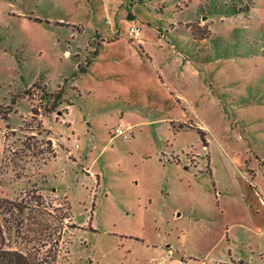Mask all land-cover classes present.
Listing matches in <instances>:
<instances>
[{"label": "rangeland", "instance_id": "obj_1", "mask_svg": "<svg viewBox=\"0 0 264 264\" xmlns=\"http://www.w3.org/2000/svg\"><path fill=\"white\" fill-rule=\"evenodd\" d=\"M1 198L36 264H264V0H0Z\"/></svg>", "mask_w": 264, "mask_h": 264}, {"label": "crops", "instance_id": "obj_2", "mask_svg": "<svg viewBox=\"0 0 264 264\" xmlns=\"http://www.w3.org/2000/svg\"><path fill=\"white\" fill-rule=\"evenodd\" d=\"M60 24H67V23H60ZM69 25V24H68ZM60 26V25H59ZM70 26V25H69ZM132 26H135V25H132ZM172 28H174V25H172ZM141 37V33H140V35H139V37L137 38V39H130V37H129V35H128V32H127V38L130 40V41H132V40H134L139 46H140V48H141V52H142V54L143 55H145L148 59H149V61H151L152 62V60H153V58L151 57V55H150V53L148 52V50H147V48H146V43H145V41L143 40V39H141L140 38ZM67 52V51H66ZM134 52H135V54H136V51L134 50ZM68 53V52H67ZM95 57L96 56H98V52H96L95 54ZM137 55V54H136ZM113 63L114 64H117V63H120V60L119 59H114L113 60ZM86 70H87V68H84L83 69V71H81L80 73H85L86 72ZM157 74H158V78L160 79V83L157 81V85H162V86H164V88L165 89H168L169 90V85H168V82L164 79V77H163V75H162V72L161 71H157ZM127 76H128V74H127ZM132 80H133V82H135V83H137V84H139V86H140V88L142 87V83L141 82H146V80L145 79H143L142 77L140 78V76L139 77H132ZM74 81V78L72 77L71 79H70V82L72 83ZM127 81H128V79H127ZM127 81H125L124 82V86L126 85L127 86ZM141 81V82H140ZM135 83H133V85L135 86ZM72 85V84H71ZM125 86V87H126ZM130 86V85H129ZM72 87L74 88V86L72 85ZM119 89H120V87H119ZM127 89H128V87H127ZM170 93L172 94V95H174L171 91H170ZM119 94H120V96H123V95H125L124 97H122V99H123V101L124 102H126L125 100L126 99H128L127 98V96H126V92L124 93L123 91H119ZM113 95H116V94H114L113 93ZM112 95H109V96H107V97H111ZM116 97V96H115ZM114 96H113V98H115ZM112 98V97H111ZM127 104H129V103H127ZM69 107H68V111L65 113V115H68L69 114V112H70V110H71V107H72V102L71 103H69V105H68ZM120 113H121V115H126L127 117H129L128 119H129V121H130V123H128V125H132L133 127H132V134H131V137L133 136V129H134V127H136L137 125H141V124H144V123H148L147 121H144V120H142L141 118H140V116H138L136 113H134V111L130 108V109H128V111H126V110H124V111H120ZM153 121H155V120H151V121H149V123H151V122H153ZM124 123V122H123ZM180 127H182V125L180 126ZM131 137H129L128 139H130ZM110 139H111V137H110ZM124 140H127V139H124ZM77 144V143H76ZM77 148V147H76ZM87 172H88V169L86 170ZM76 224V223H75ZM78 226H80V225H78ZM171 264H182V263H180L179 262V260H177V259H175V260H172L171 261Z\"/></svg>", "mask_w": 264, "mask_h": 264}, {"label": "trees", "instance_id": "obj_3", "mask_svg": "<svg viewBox=\"0 0 264 264\" xmlns=\"http://www.w3.org/2000/svg\"><path fill=\"white\" fill-rule=\"evenodd\" d=\"M31 112H35V110L32 108ZM199 132V136L202 139L203 143L204 140L201 136V132ZM47 145L50 148V141L48 140ZM51 156H55L54 151L49 150L48 151ZM37 200H35V203L38 204V199L41 197L39 195L36 196ZM27 208L26 205H23L21 201H9L7 199H0V214L4 210L6 212L13 213L14 211H17L18 213H23L24 209ZM69 206L66 208L67 211H69ZM71 217V214L65 215V218ZM3 230H2V224L0 223V264H36L34 260L30 258V255L28 253H23L19 250H12L4 247L3 242Z\"/></svg>", "mask_w": 264, "mask_h": 264}, {"label": "built area", "instance_id": "obj_4", "mask_svg": "<svg viewBox=\"0 0 264 264\" xmlns=\"http://www.w3.org/2000/svg\"><path fill=\"white\" fill-rule=\"evenodd\" d=\"M130 39H137L140 35V28L137 26H130L128 30ZM132 125L125 124L123 122L118 123L111 132V139L114 137H121L122 139H128L132 134ZM75 147H78L75 144Z\"/></svg>", "mask_w": 264, "mask_h": 264}]
</instances>
